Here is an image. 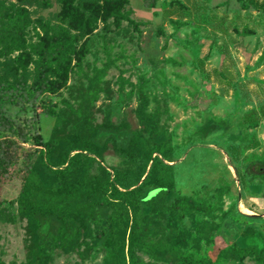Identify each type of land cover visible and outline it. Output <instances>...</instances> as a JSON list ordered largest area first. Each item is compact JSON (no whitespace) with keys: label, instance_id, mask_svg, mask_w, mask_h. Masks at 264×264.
Instances as JSON below:
<instances>
[{"label":"rangeland","instance_id":"1","mask_svg":"<svg viewBox=\"0 0 264 264\" xmlns=\"http://www.w3.org/2000/svg\"><path fill=\"white\" fill-rule=\"evenodd\" d=\"M65 4L0 0L28 21L21 44L0 39L2 81L23 77L30 91L41 55L65 53L49 74L57 89L33 103L39 135L24 143L39 182L0 185L1 263L206 264L226 221L232 247L264 241V177L251 176L255 162L264 172V0ZM107 181L145 193L139 245L130 220L113 248ZM156 188L167 194L154 200ZM179 195L205 208L166 212ZM215 264H264V250Z\"/></svg>","mask_w":264,"mask_h":264},{"label":"trees","instance_id":"2","mask_svg":"<svg viewBox=\"0 0 264 264\" xmlns=\"http://www.w3.org/2000/svg\"><path fill=\"white\" fill-rule=\"evenodd\" d=\"M66 1V9L72 11V0ZM11 7L2 8L0 5V39L4 42H12L14 45L21 44L22 29L28 24L26 12L18 8L16 14L9 13ZM6 17L8 19L6 20ZM5 21V22H4ZM59 53V55L57 54ZM64 46L51 55L44 52L37 61V78L32 83L30 91L26 90V80L22 77L16 84L4 82L0 79V185L1 182H11L14 188L20 192L27 189L30 182H39V174L33 167V159L36 150L31 146L24 147V143H29L34 137L39 135L38 123L41 112H37L33 103L45 91L57 89V81L52 80L49 74L54 71V62L64 57ZM30 92H34V97L30 98ZM224 133L223 130L216 131ZM215 133V132H214ZM212 134V132H211ZM210 134V135H211ZM214 135V134H213ZM205 138L208 137L206 134ZM56 140L45 143L50 150L56 145ZM22 160L21 167L16 169L18 162ZM259 162L253 164L251 176L264 177V172H260ZM1 187V186H0ZM104 194L109 197L110 202H106L112 211L108 214L110 223V239L113 248H119V238L123 231L129 227V242L131 245H139L140 241L146 237L148 222L145 220V210L143 207V197L145 193L139 187L120 189L112 181H107L103 187ZM156 193V200L161 194L166 195L165 188H156L152 191ZM205 207L200 199L194 201L187 195L177 196L172 203L165 206V211L177 214L184 219L190 210H203ZM225 222L224 228H229ZM221 230L218 234L219 243L211 246L207 250V263L215 264L225 259L230 252L240 253L244 250L260 253L264 250V241L261 243H247L239 248L231 245L230 235ZM40 233L44 238L49 235V229L43 225ZM185 259L195 264H201L188 254ZM140 264H145L139 261ZM0 264L1 260H0Z\"/></svg>","mask_w":264,"mask_h":264},{"label":"bare ground","instance_id":"3","mask_svg":"<svg viewBox=\"0 0 264 264\" xmlns=\"http://www.w3.org/2000/svg\"><path fill=\"white\" fill-rule=\"evenodd\" d=\"M246 212H250L248 209H245Z\"/></svg>","mask_w":264,"mask_h":264},{"label":"water","instance_id":"4","mask_svg":"<svg viewBox=\"0 0 264 264\" xmlns=\"http://www.w3.org/2000/svg\"><path fill=\"white\" fill-rule=\"evenodd\" d=\"M260 170V169H259Z\"/></svg>","mask_w":264,"mask_h":264}]
</instances>
